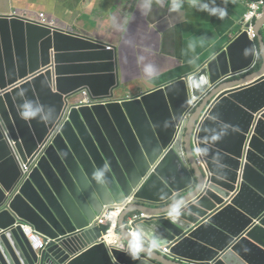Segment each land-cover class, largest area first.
<instances>
[{"label": "water", "instance_id": "water-1", "mask_svg": "<svg viewBox=\"0 0 264 264\" xmlns=\"http://www.w3.org/2000/svg\"><path fill=\"white\" fill-rule=\"evenodd\" d=\"M35 17L0 14V264H264V16L260 47L243 28L195 72L124 99L116 47ZM29 102L43 111L26 119ZM114 210L126 251L100 242ZM153 233L160 248L134 260Z\"/></svg>", "mask_w": 264, "mask_h": 264}, {"label": "crops", "instance_id": "crops-1", "mask_svg": "<svg viewBox=\"0 0 264 264\" xmlns=\"http://www.w3.org/2000/svg\"><path fill=\"white\" fill-rule=\"evenodd\" d=\"M250 1L215 0L227 11L223 19L199 11L200 0H182L179 13H170L172 1L164 0H0V14L18 11L43 21L45 13L48 24L50 18L58 20L63 27L116 47L124 81L119 98L124 99L150 93L205 66L212 52L243 32ZM146 65L155 66L154 76L146 75Z\"/></svg>", "mask_w": 264, "mask_h": 264}, {"label": "clouds", "instance_id": "clouds-1", "mask_svg": "<svg viewBox=\"0 0 264 264\" xmlns=\"http://www.w3.org/2000/svg\"><path fill=\"white\" fill-rule=\"evenodd\" d=\"M182 0H172L171 7L169 8L170 13H179L182 9ZM198 10L201 12L207 13L209 16H215L218 19H223L227 15L226 9L217 6L215 0H200L198 5ZM251 50H245V54H249ZM146 75L154 76L156 74V69L154 65H146L144 68ZM43 111V106H35L31 102L24 106V111L21 112V116L26 119H31L36 117ZM49 111H53L49 109ZM104 176L103 170H98L93 173L94 179L98 181ZM167 218L175 222V218L180 217L184 214V208L179 203H173L168 209H166ZM163 243L162 238L153 233L147 238L140 240L138 244L130 246L127 251L129 255L135 260L140 258V254L146 253L148 256H151L153 252L158 250Z\"/></svg>", "mask_w": 264, "mask_h": 264}, {"label": "built area", "instance_id": "built-area-1", "mask_svg": "<svg viewBox=\"0 0 264 264\" xmlns=\"http://www.w3.org/2000/svg\"><path fill=\"white\" fill-rule=\"evenodd\" d=\"M155 1H159V0H155ZM164 1H172V0H164ZM263 10H264V0H260L258 2L251 0L249 2V11H248V14L245 16L243 28H244V31H247L249 33L251 39H253L254 41L257 40V35L255 32V22L257 20L263 18V16H264ZM41 19L43 20V22L45 24H48V17L46 16L45 13L41 14ZM93 104L94 103L92 101H90V99L88 97V93L83 92L81 94L80 99H79V105L92 107ZM193 105H194V103H192V106ZM114 211H121L123 214L122 210H114ZM114 211H112V212H114ZM139 218H140L139 216H135L133 219L130 220L131 221L130 224H132L134 221L138 220ZM101 226H109L110 230L108 231V233L105 235V237L100 242L105 243L109 249H117V250H121V251H126V246L122 242V239H121V236L119 233V229H118V225H117V229L115 230V233L118 236L119 243L121 245L120 247H113V246L108 244V238H110L109 234L112 232V226L108 221L105 220V217L102 221L97 222L96 227H101ZM22 230L25 233V235L28 237V239L36 246L37 251H43L45 249L46 245L40 241L35 230L31 226L22 225ZM129 234L132 238H135V239L138 238V235L133 230H130Z\"/></svg>", "mask_w": 264, "mask_h": 264}, {"label": "bare ground", "instance_id": "bare-ground-1", "mask_svg": "<svg viewBox=\"0 0 264 264\" xmlns=\"http://www.w3.org/2000/svg\"><path fill=\"white\" fill-rule=\"evenodd\" d=\"M122 215L121 211H114V212H108L105 215V220L108 221L112 226V232L109 234L108 238V244L113 247H120L119 239L117 234L115 233V230L117 229L118 221L120 220Z\"/></svg>", "mask_w": 264, "mask_h": 264}, {"label": "trees", "instance_id": "trees-1", "mask_svg": "<svg viewBox=\"0 0 264 264\" xmlns=\"http://www.w3.org/2000/svg\"><path fill=\"white\" fill-rule=\"evenodd\" d=\"M253 1L258 2V1H260V0H253Z\"/></svg>", "mask_w": 264, "mask_h": 264}]
</instances>
